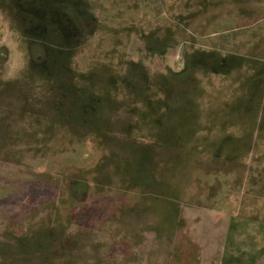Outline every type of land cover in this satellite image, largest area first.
<instances>
[{"label": "rangeland", "instance_id": "374dc122", "mask_svg": "<svg viewBox=\"0 0 264 264\" xmlns=\"http://www.w3.org/2000/svg\"><path fill=\"white\" fill-rule=\"evenodd\" d=\"M0 264H264V0H0Z\"/></svg>", "mask_w": 264, "mask_h": 264}, {"label": "crops", "instance_id": "0c3cea01", "mask_svg": "<svg viewBox=\"0 0 264 264\" xmlns=\"http://www.w3.org/2000/svg\"><path fill=\"white\" fill-rule=\"evenodd\" d=\"M198 104L199 103H194L193 105H191V110H197L198 111V109H199ZM228 106H229V102H222L218 106H210V105L207 106V104H206V108L205 109L208 110V112L211 111L210 113H208L210 115V118L216 117L214 119L215 122L214 121H211L213 123L212 124H209V126L206 125V124H203V125H199L196 128L195 127H193V128L190 127V130H189L190 131V139H191L190 141H192V140L194 141V139L196 140L199 136L202 139V141H208V138L210 136V137L213 138L212 141H215L214 142L215 144H213V143L211 144V145H216V150L217 151H215V152L219 153L218 155H225L228 159L235 161L237 159H244V158H246L250 154L249 151L247 152V150L246 151L245 150H239V151L237 150L236 152L231 153V155H229L228 152H224V154H220L223 151H219L218 152V149H217L218 146H219V143H222L223 141L224 142L225 141L226 142L229 141V139L232 138V136L230 138V134H234L233 131H231V132L229 131V125L230 126L232 125L231 127L233 128L234 125H236V122L229 121V115H228L227 112H222L221 113V110H227L228 109ZM241 106L242 105H240L238 107V109L241 110L243 108ZM224 113H226V114L223 117H220ZM193 115L196 116L195 118H196V120H198V118H199L198 112L197 113H194ZM239 118H240V116H239ZM236 130H238V133L240 132L238 126L236 127ZM221 134H223V135H221ZM224 138H226V139H224ZM190 147L192 148V146H190ZM189 151L193 152L192 149H190ZM170 160H172V158H170ZM170 162L171 161H169V163ZM175 162H177V160H175V158H174V160L172 161V163L175 164ZM169 163H167V164H169ZM227 173H230V172H227ZM174 175L175 176L172 179H175L177 174H174ZM233 182H235V181H233ZM233 182L231 184V186H233L232 187V190L234 192H237V194H239L238 191L241 190V183L236 182V183L239 184V185H236ZM178 202H182V200H179L178 199ZM236 204L239 207L240 206H243V205H241L242 203H241V201H239V199H238V202ZM236 204H235V206H236ZM232 205H234V203H232ZM240 209L241 208H239L238 210H240ZM247 223L248 222H246L245 224L247 225ZM239 227H241V226L237 222L233 221L231 223V228H232L233 231H237L238 230V232H239V230H240Z\"/></svg>", "mask_w": 264, "mask_h": 264}, {"label": "trees", "instance_id": "16d2710c", "mask_svg": "<svg viewBox=\"0 0 264 264\" xmlns=\"http://www.w3.org/2000/svg\"><path fill=\"white\" fill-rule=\"evenodd\" d=\"M256 23V22H255ZM254 23V24H255ZM245 26V25H244ZM244 26L242 27V28H244ZM234 29H236V28H234ZM238 29H240V28H238ZM216 34H220V35H223L224 36V34H225V32H222V33H219V32H215ZM224 37H226V36H224ZM223 37V38H224ZM80 193H82V194H85V192H86V188H81L80 189V191H79Z\"/></svg>", "mask_w": 264, "mask_h": 264}]
</instances>
